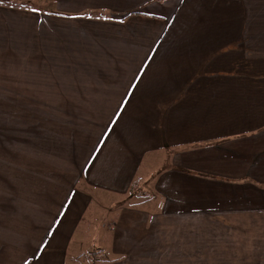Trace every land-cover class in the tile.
<instances>
[{
	"label": "crops",
	"instance_id": "crops-1",
	"mask_svg": "<svg viewBox=\"0 0 264 264\" xmlns=\"http://www.w3.org/2000/svg\"><path fill=\"white\" fill-rule=\"evenodd\" d=\"M23 104L52 116L46 146L20 154ZM3 124L0 264H68L92 191L130 192L157 151L160 194L174 182L161 208L187 211L167 224L212 201L249 210L264 202V0H0Z\"/></svg>",
	"mask_w": 264,
	"mask_h": 264
},
{
	"label": "rangeland",
	"instance_id": "rangeland-1",
	"mask_svg": "<svg viewBox=\"0 0 264 264\" xmlns=\"http://www.w3.org/2000/svg\"><path fill=\"white\" fill-rule=\"evenodd\" d=\"M3 100L5 106L6 99ZM18 109L20 120L15 122L16 130L22 135L19 153L46 146V117L52 115L40 113V108L35 104L19 105ZM5 115L11 116L10 113ZM3 118V122L9 119ZM13 127L2 125L0 134L4 139L15 132ZM26 147L31 149L26 150ZM167 164V152L157 151L144 160L130 192L115 194L92 191V199L85 207L71 242L74 249L79 246L85 248L80 252L71 251L68 264H102L103 260L108 264H121L123 261L122 264H264V202L255 200L249 205L251 209L228 216L225 215L228 211L221 208L224 202L211 200L213 204L217 202L214 208L195 209L194 218L188 212L189 218H193L189 221H194L195 225L167 224L170 219L180 222L187 213L172 210L174 215L171 217L166 216V209L161 208L162 201L169 197L167 194L170 195L168 191L171 188L168 187H173L174 183L170 181L165 186L168 191L160 194L163 190L158 186L161 179L159 174ZM212 189L219 190V187L213 182ZM256 196H260L259 193ZM204 221L210 224L205 225ZM123 235L127 239L131 237L130 245L133 248L129 258L116 250V244L123 248ZM103 245L108 246V253L100 251ZM86 249L96 252L91 253ZM174 252H178V255ZM139 254L145 257H139Z\"/></svg>",
	"mask_w": 264,
	"mask_h": 264
},
{
	"label": "trees",
	"instance_id": "trees-1",
	"mask_svg": "<svg viewBox=\"0 0 264 264\" xmlns=\"http://www.w3.org/2000/svg\"><path fill=\"white\" fill-rule=\"evenodd\" d=\"M19 3H20V6H21V7H23V6H25V5L28 4L27 2H24V1H23V2L19 1ZM132 188H133V186H132Z\"/></svg>",
	"mask_w": 264,
	"mask_h": 264
}]
</instances>
